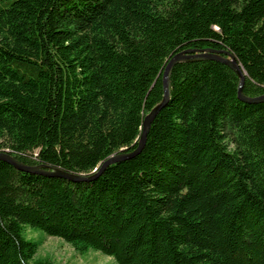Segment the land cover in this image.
<instances>
[{"label": "trees", "instance_id": "16d2710c", "mask_svg": "<svg viewBox=\"0 0 264 264\" xmlns=\"http://www.w3.org/2000/svg\"><path fill=\"white\" fill-rule=\"evenodd\" d=\"M189 49L264 95V0H0V152L90 174L135 150ZM240 81L175 63L142 150L90 180L0 158V264H54L26 226L117 264H264V101Z\"/></svg>", "mask_w": 264, "mask_h": 264}, {"label": "water", "instance_id": "95a60500", "mask_svg": "<svg viewBox=\"0 0 264 264\" xmlns=\"http://www.w3.org/2000/svg\"><path fill=\"white\" fill-rule=\"evenodd\" d=\"M225 52V51H224ZM223 52V53H224ZM228 56H223L220 51L209 49V50H195V49H189L186 51L179 52L175 54L168 62L164 74H163V84H164V98L163 100L145 117L143 121V130L141 133V138L139 141V144L137 148L131 152H121L116 153L111 156H109L106 160H104L100 166L92 173L90 174H79V173H73L66 170H61L57 168H43L41 165H29V164H23L20 161H18L14 156L10 155L7 152H0V158L4 159L17 167L24 169L26 171L30 172H36V173H43L47 175H54V176H62L65 178H69L74 181H84V180H90L98 176L109 164L122 160L128 157H132L136 155L138 152H140L145 144L146 135L148 128L154 119L155 115L159 111V109L167 102L169 98L170 93V82H169V75L171 72V69L173 65L177 62L184 61V60H194V59H215L222 62H225L232 66L237 73L239 74L241 81L238 88L239 97L246 101V102H260L264 101V95L260 96H247L243 93V85L245 81V75L243 72V69L239 62L237 61L236 57L229 52H225Z\"/></svg>", "mask_w": 264, "mask_h": 264}, {"label": "rangeland", "instance_id": "374dc122", "mask_svg": "<svg viewBox=\"0 0 264 264\" xmlns=\"http://www.w3.org/2000/svg\"><path fill=\"white\" fill-rule=\"evenodd\" d=\"M25 235L39 242L36 257L48 258L54 264H117L112 256L94 249L79 252L61 237L50 236L41 229L26 226Z\"/></svg>", "mask_w": 264, "mask_h": 264}]
</instances>
